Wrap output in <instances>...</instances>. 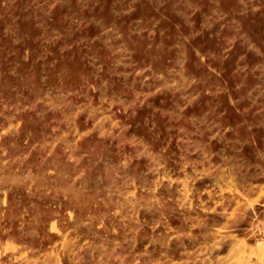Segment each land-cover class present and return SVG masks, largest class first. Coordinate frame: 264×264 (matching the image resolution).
I'll list each match as a JSON object with an SVG mask.
<instances>
[{"label":"rangeland","instance_id":"obj_1","mask_svg":"<svg viewBox=\"0 0 264 264\" xmlns=\"http://www.w3.org/2000/svg\"><path fill=\"white\" fill-rule=\"evenodd\" d=\"M0 264H264V0H0Z\"/></svg>","mask_w":264,"mask_h":264}]
</instances>
